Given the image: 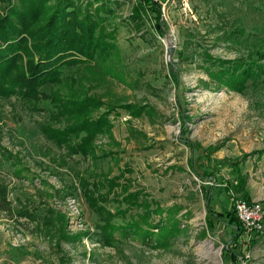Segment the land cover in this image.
Listing matches in <instances>:
<instances>
[{"label": "rangeland", "instance_id": "rangeland-1", "mask_svg": "<svg viewBox=\"0 0 264 264\" xmlns=\"http://www.w3.org/2000/svg\"><path fill=\"white\" fill-rule=\"evenodd\" d=\"M116 1L102 29L112 44L105 61L63 66L59 83L38 88L103 101L83 115L108 111L110 127L96 134L92 154L46 138L40 125L74 121L51 116L49 99L0 96V264H228L229 249L238 264H264V226L232 240L228 220L206 212L236 199L264 209V75L237 92L205 60L264 54V0H154L159 29L149 8L132 19L139 0ZM241 176L247 199L222 192L204 205L209 184ZM136 192L137 203L159 206L141 224L150 236L115 229L103 244L96 204L112 213ZM142 208L110 222L122 225Z\"/></svg>", "mask_w": 264, "mask_h": 264}, {"label": "trees", "instance_id": "trees-1", "mask_svg": "<svg viewBox=\"0 0 264 264\" xmlns=\"http://www.w3.org/2000/svg\"><path fill=\"white\" fill-rule=\"evenodd\" d=\"M2 0L0 9V96L15 95L25 99H49L53 107L51 116L54 118L65 117L66 120L73 118V122L61 129H52L48 125H40L41 131L46 138L56 144H68L71 150L83 155L92 154V140L96 134L110 127L107 120V112L98 116H83L89 109H95L103 105V101L94 96L68 95L60 97L47 95L38 88L43 85L57 84L61 81V67L80 65L85 62H103L107 58L112 44L107 40L110 36L104 35L103 25L108 16L113 13V6L117 1L97 0ZM85 3L82 7L79 3ZM91 2V3H90ZM92 2H99L91 11L89 6ZM145 8H149L151 14H155V26L159 29V5L154 0H139L133 8V16ZM158 20V21H157ZM161 32V30H159ZM255 60H247L245 63L219 60L206 54V62L209 69H214L212 76L217 81H223L226 86L240 92L245 87V82L255 80L264 75V67L257 60L264 58V54L256 51ZM175 73V72H174ZM173 74V72H172ZM69 83L72 78L68 79ZM67 82V81H66ZM64 118V119H65ZM74 138V140L72 139ZM204 174V173H203ZM208 176V174H205ZM108 181V188L116 185V181ZM236 183L221 181L220 185L209 184L205 190L204 205L207 206L209 199L225 192L231 200L233 194H241L247 197L243 189L242 176L236 179ZM138 192L129 196L121 197L124 208H116L112 213L96 204L97 210L105 215L101 227L103 244L112 242V231L117 229L136 232L140 240L144 241L150 236L145 224L151 214L159 213V206L154 202V207L149 208V202L139 201ZM247 199V198H246ZM230 200V201H231ZM5 204L3 200V187L0 186V206ZM142 205L140 213H135L128 222L115 224L110 222L115 217H122L133 207ZM208 215L216 219L224 217L228 220L234 240L241 232V224L236 219L233 211V202L226 211L213 212L206 208ZM210 216V217H211ZM210 217L205 219L206 225L211 226ZM165 238V237H163ZM163 241V240H162ZM229 263H236V253L229 249Z\"/></svg>", "mask_w": 264, "mask_h": 264}, {"label": "built area", "instance_id": "built-area-1", "mask_svg": "<svg viewBox=\"0 0 264 264\" xmlns=\"http://www.w3.org/2000/svg\"><path fill=\"white\" fill-rule=\"evenodd\" d=\"M233 211L242 227L239 236L241 240L250 239L263 228L264 209L257 201L245 202L242 199H236L233 202Z\"/></svg>", "mask_w": 264, "mask_h": 264}, {"label": "water", "instance_id": "water-1", "mask_svg": "<svg viewBox=\"0 0 264 264\" xmlns=\"http://www.w3.org/2000/svg\"><path fill=\"white\" fill-rule=\"evenodd\" d=\"M172 53V47L171 45L168 46L167 50H166V56L169 57Z\"/></svg>", "mask_w": 264, "mask_h": 264}, {"label": "crops", "instance_id": "crops-1", "mask_svg": "<svg viewBox=\"0 0 264 264\" xmlns=\"http://www.w3.org/2000/svg\"><path fill=\"white\" fill-rule=\"evenodd\" d=\"M29 264H40L39 262H38V260H36V261H34V260H32V261H30V262H28ZM12 264H16V263H13L12 262Z\"/></svg>", "mask_w": 264, "mask_h": 264}]
</instances>
